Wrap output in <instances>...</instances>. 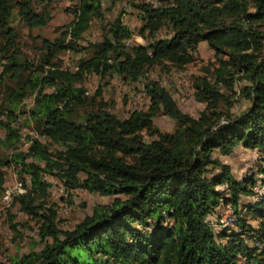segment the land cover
I'll return each mask as SVG.
<instances>
[{
	"label": "trees",
	"instance_id": "16d2710c",
	"mask_svg": "<svg viewBox=\"0 0 264 264\" xmlns=\"http://www.w3.org/2000/svg\"><path fill=\"white\" fill-rule=\"evenodd\" d=\"M45 1L0 0V146L17 148L22 133L14 121L24 114L60 147L51 151L28 136L26 150L0 158V200L5 167L15 164L31 183L15 200L39 217L42 244L0 264H264V0L140 4L141 34L149 38L168 27L171 35L146 46L134 43L131 28L118 17L88 45L76 70L63 69L56 60L63 51H82L83 34L94 19L104 20L103 0H72V21L56 38L42 37L31 58L11 23L16 13L31 29L47 26L53 15ZM203 41L215 60L195 80L194 99L206 104L198 117L183 111L155 80L143 83L149 108L126 118L82 84L92 73L115 71L137 82L156 64L185 67ZM238 83L239 96L249 102L240 113L234 111ZM29 96L33 105L25 108ZM160 113L179 126L161 131L154 123ZM238 146L260 155L257 170L242 179L214 156L216 150L231 155ZM46 174L67 188L113 201L97 204L73 228L63 229L55 214L44 213L43 203H37L38 194L48 196ZM244 196L255 199L242 203ZM222 207L235 214L230 227L215 220Z\"/></svg>",
	"mask_w": 264,
	"mask_h": 264
},
{
	"label": "rangeland",
	"instance_id": "374dc122",
	"mask_svg": "<svg viewBox=\"0 0 264 264\" xmlns=\"http://www.w3.org/2000/svg\"><path fill=\"white\" fill-rule=\"evenodd\" d=\"M150 1L155 2V0H103L104 20L94 19L89 29L83 34L80 40L83 47L82 51H63L56 61L60 63L63 69L76 70L80 59L88 55V45L99 41L102 38L106 23L114 21L118 17H121L123 22L131 28L133 32L131 41L134 43L146 46L151 39L169 37L171 32L168 27H163L149 38L141 34L144 22L140 17L139 5ZM44 3L53 15L47 26L31 29L17 19L16 13H14V21L11 23L13 29L19 34V44L31 58L35 57L42 37L56 38L65 28V25L69 24L74 18L72 7L75 2L72 0H46ZM193 54L195 60L182 68L172 66L167 62L152 66L141 81L126 80L117 72L112 71L105 76L92 73L82 84L90 96H97L98 100L103 99L106 102L107 109H110L120 118H126L136 110L145 111L149 108L150 100L143 91V83L147 80H155L160 82L174 96L183 111L198 117L206 104L194 99L195 80L207 74V69L211 67V63L215 60V53L209 44L203 41L198 44ZM240 85L238 83L235 88L237 91L235 97H239L234 106L236 113L242 112L249 106V102L241 99L238 94ZM224 90L227 89L224 88ZM228 93H232L231 90ZM32 105L33 97L29 96L24 100L23 107L29 108ZM26 118V115L21 114L14 121L22 133L17 148L8 150L0 146V158H4L9 152L26 150L29 146V142L26 140L28 136L40 139L50 147L51 151L60 148L58 144L41 135L36 124L27 121ZM154 123L163 132H172L179 126L175 119L162 113L156 116ZM5 134L6 131L2 130L1 135L4 137ZM144 134L145 138H151L146 132ZM214 156L222 162L230 164L233 174L238 179L253 174L257 170V162L260 157L257 149L245 148L244 146L236 147L231 155H223L219 150H216ZM5 172V193L0 200V263H9L12 257L32 248L38 250L42 247L39 237V227L41 225L39 217L23 211L20 203L15 200L16 196L31 188L30 179L22 176L20 167L15 164L5 167ZM216 172H218V169L214 171V173ZM44 179L50 182L51 186L47 197L38 194L37 203H43L42 211L44 213L55 214V221L63 229L73 228L86 215L91 214L97 204H109L113 201L112 197H105L81 187L67 188L58 177L53 175L46 174ZM256 188L261 192V188L258 186ZM254 199L253 196H244L242 203ZM218 211L221 217L230 213L227 207H222ZM250 222L258 225L256 220L250 219ZM219 223H221V220H219ZM215 224L218 223L215 222L214 226H216ZM216 227L220 228L218 225Z\"/></svg>",
	"mask_w": 264,
	"mask_h": 264
},
{
	"label": "built area",
	"instance_id": "2783aa9c",
	"mask_svg": "<svg viewBox=\"0 0 264 264\" xmlns=\"http://www.w3.org/2000/svg\"><path fill=\"white\" fill-rule=\"evenodd\" d=\"M233 216H235V214L231 211L228 215L219 217L218 219L215 220H223V225H224L225 223H231V217Z\"/></svg>",
	"mask_w": 264,
	"mask_h": 264
},
{
	"label": "bare ground",
	"instance_id": "6f19581e",
	"mask_svg": "<svg viewBox=\"0 0 264 264\" xmlns=\"http://www.w3.org/2000/svg\"><path fill=\"white\" fill-rule=\"evenodd\" d=\"M232 221H233V218L231 217V223H232ZM231 223H225L224 225L222 224V228L228 227Z\"/></svg>",
	"mask_w": 264,
	"mask_h": 264
}]
</instances>
